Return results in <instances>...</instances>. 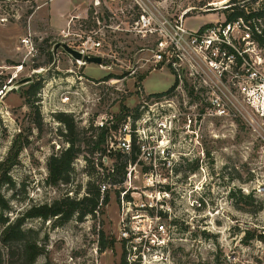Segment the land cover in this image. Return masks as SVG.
I'll use <instances>...</instances> for the list:
<instances>
[{
	"label": "rangeland",
	"instance_id": "obj_1",
	"mask_svg": "<svg viewBox=\"0 0 264 264\" xmlns=\"http://www.w3.org/2000/svg\"><path fill=\"white\" fill-rule=\"evenodd\" d=\"M235 2L247 9L260 4ZM228 4L230 0H0V88L14 72L12 66L23 60L17 80L31 76V82L40 83L38 92L49 89L50 99L68 87L81 94L68 113L75 131L68 137L75 138L80 153L70 181L55 185L47 181V161L68 146L64 126L55 116L63 111L50 114L36 102L31 106L25 93L29 83L0 95V161L20 148L10 168L12 182L0 185L11 207L6 214L13 218L30 204L51 202L66 193L73 196L74 191L84 194L88 182L96 180L94 169L100 176L106 172L97 164L112 166L123 136L118 129L129 120L125 115L139 109L147 93L174 84L171 73L153 70L146 62L151 40L125 32L134 17L145 10L180 16L186 27L196 29L221 20ZM95 31L103 44L101 64L79 63L60 48L52 53L55 42L77 48L83 36ZM28 34L36 51L24 58L20 40ZM181 85L188 104L179 111L172 133L173 171L158 167L160 184L171 197V219L166 220L174 225L169 264H264V243L257 237L264 234V118L249 110L221 118L200 116L203 108L190 95L191 81L186 77ZM98 117L108 131L105 142L93 149L90 128ZM101 148H106L105 155L98 152ZM145 181L141 170L134 173L127 193L145 200ZM126 187H109L108 201L94 216L78 220L74 215L64 223L54 218L26 220L24 226L33 230L42 247L35 264H121L119 194ZM246 230L254 237L244 241ZM18 248L15 244L10 249L15 258L20 257ZM2 252L8 256L6 248Z\"/></svg>",
	"mask_w": 264,
	"mask_h": 264
},
{
	"label": "built area",
	"instance_id": "obj_2",
	"mask_svg": "<svg viewBox=\"0 0 264 264\" xmlns=\"http://www.w3.org/2000/svg\"><path fill=\"white\" fill-rule=\"evenodd\" d=\"M257 1L260 4L246 9V13L264 9V0ZM208 5L216 4L209 2ZM229 7L230 4L225 11H231ZM108 26L116 29L119 25ZM125 32L151 40V54L146 62L153 65V70L158 68L171 73L174 84L165 91L147 93L137 108L138 117L133 121L128 115L129 120L120 125L118 130L123 136L118 139V152L129 155L133 140L136 158L127 160L122 182L99 184L100 199L95 213L109 187H126L133 174L141 170L146 179L145 190H148V193L143 192L145 200L136 199L132 192L128 194L127 187L119 194L124 264H169L174 225H167L166 220L171 219V197L160 184L158 167L162 164L173 171L172 133L179 111L188 104L181 83L186 77L191 81L190 95L197 97L203 108L200 116L221 118L249 110L254 116L264 118V19L238 17L228 21L224 16L213 24L192 29L185 26L180 16L174 18L145 10L128 23ZM20 43L25 48L24 58L36 51L30 34L22 37ZM102 48L101 38L95 31L83 36L76 49L103 59ZM23 63L22 60L12 66L14 72L0 88V95L18 79ZM48 91L42 88L37 92L36 103L50 114L71 113L80 102L81 94L76 87L60 90L56 99H50ZM186 120L190 126L191 118L187 116ZM94 127L107 129L100 117L94 121ZM262 242L264 240L259 239V243ZM95 264L98 263L95 261Z\"/></svg>",
	"mask_w": 264,
	"mask_h": 264
},
{
	"label": "trees",
	"instance_id": "obj_3",
	"mask_svg": "<svg viewBox=\"0 0 264 264\" xmlns=\"http://www.w3.org/2000/svg\"><path fill=\"white\" fill-rule=\"evenodd\" d=\"M264 6V1H263ZM231 11H226V19L232 21L238 17H242L248 20L251 17H262L264 19V9L256 12L246 13L245 5L241 6L237 4L235 0H230ZM250 10V9H247ZM144 79L143 77H140ZM40 87L39 82H30L29 87L25 91L28 103L32 106L36 102ZM131 112L132 120L134 121L138 115V109L135 108ZM129 114H126L127 117ZM56 118L61 121L64 126V136H71L75 134L74 120L72 114L59 112L55 115ZM94 130V134H91L90 140L95 139L94 148L96 149L100 144H103L106 140L107 129L103 127H91ZM68 146L59 153L51 154L47 161V181L50 184L68 183L70 181L71 172L73 170V161L79 155L80 149L76 146L75 138H67ZM20 148H17L14 154H7L4 160L0 161V185L4 183H11L10 168L14 164L17 152ZM106 148H101L98 152L101 155H105ZM136 146L132 140V149L129 155L121 152L115 154V160L112 166L108 169L103 166L102 162L97 164L99 169L106 171L101 176L99 170L94 169V178L96 180L88 182L87 190L81 196H77V191H74V195L70 196L67 193L61 197L41 204H30L22 212L17 213L13 218H10L6 212H11V207L7 198H5L0 192V264H35L37 256L41 253L42 247L36 242L33 237L34 232L30 228L24 226L26 220L33 218H40L42 220H48L54 218L59 223H64L70 220L74 215L81 220L85 215H95V210L100 199L99 184L101 182H107L111 184H118L123 181L126 172L127 160L134 161ZM102 159V158H101ZM76 192V193H75ZM248 197V196H243ZM108 201V195L105 193L103 196L102 204ZM261 206L257 208L259 210ZM254 237V234L249 230L244 233L243 240ZM258 238H263L261 234L257 235ZM18 245V251L20 257L15 258L10 252L13 245ZM2 247L6 248V255L2 252ZM102 247L100 248V250ZM121 264L124 263V256L122 254Z\"/></svg>",
	"mask_w": 264,
	"mask_h": 264
},
{
	"label": "water",
	"instance_id": "obj_4",
	"mask_svg": "<svg viewBox=\"0 0 264 264\" xmlns=\"http://www.w3.org/2000/svg\"><path fill=\"white\" fill-rule=\"evenodd\" d=\"M59 48L62 49L68 56H70L72 59H74L75 61H77L79 63L83 62V63L101 64V62H102V59L100 56L83 54L82 50H78L76 48H73L64 41L55 42V44L53 45V48H52V53L56 54V51ZM31 81H32L31 76L23 77L19 80H16L12 84H10L6 91L8 92V91L13 90L15 88H18L24 84H28Z\"/></svg>",
	"mask_w": 264,
	"mask_h": 264
},
{
	"label": "bare ground",
	"instance_id": "obj_5",
	"mask_svg": "<svg viewBox=\"0 0 264 264\" xmlns=\"http://www.w3.org/2000/svg\"><path fill=\"white\" fill-rule=\"evenodd\" d=\"M224 3V2H223Z\"/></svg>",
	"mask_w": 264,
	"mask_h": 264
}]
</instances>
